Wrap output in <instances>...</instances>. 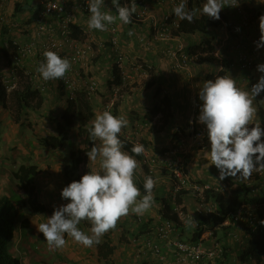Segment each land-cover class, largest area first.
<instances>
[{
    "label": "crops",
    "instance_id": "1",
    "mask_svg": "<svg viewBox=\"0 0 264 264\" xmlns=\"http://www.w3.org/2000/svg\"><path fill=\"white\" fill-rule=\"evenodd\" d=\"M63 1L67 3L68 9L73 15V22L76 25H80V29L85 28L89 16H82V10L79 7L77 8V5L83 0ZM138 1L140 0H136V3ZM231 1L232 0H229V3H231ZM256 1L258 2L257 4L264 3L263 0ZM142 2L144 3L142 7L137 3V10L146 8V15L143 20L132 21V23L127 25L117 20L116 25L119 28L118 48H114L111 45L108 34L98 30H91L94 42L93 45L95 44L98 46L97 50L93 46L94 51L92 56H94L95 59H93L96 62L93 63L92 59L82 66L79 65L74 67L77 69L75 76H79L87 83L90 78L88 76L89 74H93V76H97V78L101 76L105 78V80L100 79L98 92L92 97V105L94 109H106V105L109 101L105 99L109 98L110 100L114 95L116 96L114 93L115 86L113 85L110 87L108 84V82L112 80L115 69L114 62L116 54L125 53L129 55V60L126 62V66L122 73L123 79L125 77V85L120 86L118 96L114 103L115 106L113 105L114 107L112 106L110 110L112 113L115 110V115H124L129 121L128 126L122 130L120 137L125 139L130 137V139L139 141V143H142L145 147V153L142 158L147 159L145 163L141 161L142 158L140 160L138 159L139 167L136 170L135 182L140 187L141 194L143 195L145 194L143 188L144 177L150 175L156 180V186L153 189L154 204L144 215L138 216L130 213L128 216L121 218L118 221L117 227L105 234L101 238L99 244H95L92 247H84L65 235L67 244L64 248L50 249L47 242L44 240L43 234L38 232L36 225L46 222L47 217L52 215L55 207L68 202L61 198V191L65 186L70 184L65 176L64 168L69 163L71 152H67L65 147H58L56 149L49 148L43 146L40 141H38V145L41 144L43 146V148L40 149V147L35 146L37 141H35L34 138L25 137L24 140L28 142L27 146L29 147L28 149H24L23 156L26 160L14 164V159L13 166H7V163L10 164V162L5 158L7 156L4 152L5 147L7 148L10 146L8 141H10L11 138L18 139L20 136L17 135L19 131H15V134L12 136L7 132L6 119H10L8 122H14V120L9 116V111L3 108L0 100V148H4L2 151L0 150V153L3 154L0 156V197L7 196L13 200V192L20 194L19 202L13 200L20 208V215L17 221L15 236L11 242V251L20 259L21 264H168V262L174 259V255L170 248L166 246L163 247L166 259L159 260L155 255H152L148 249L140 253L138 247L142 248L145 238H152L156 241H160L153 232V226L159 219L161 208L171 199L174 184L173 171L175 166L180 164L192 181L203 179V181H211L212 183L220 182L219 171L215 166L210 165L204 155V153L208 151V148H210L207 139V129L204 144H199L190 138V130L191 126L196 128L206 127V125H202L198 122L199 106L202 103L199 100L198 91L199 87L206 79H214L218 72L224 69L227 74L236 79L238 87L240 86L241 89L250 92L246 84L242 82V78H245L243 77L245 76V71L237 67L227 68V64L225 63L226 61L231 62V60L235 61L236 59L237 52L234 54L230 53L231 48H235L234 44L236 38L227 33L231 30L230 32L233 35V27L241 22L242 16L233 7H225L220 13L221 20H223V22L221 21L223 24L222 28H224V32L226 30L225 34L219 32L220 35L217 37L215 30L217 27H208V32L209 30L212 31V36L210 38L197 32L191 36H174V38L170 39L168 35L162 36L163 34L161 32H156L155 34V29L161 31V26L164 24V17L166 15H170L175 20L179 19L174 15L173 9L180 3V0H142ZM250 3H255V1L248 0V6ZM193 7L194 9H201V6L198 5H194ZM41 8L39 0H0V18L4 17V19L8 21L16 20L19 23L22 22L25 28V23L27 22L30 26V23L36 19ZM104 8H106V10L112 9V14L116 15L111 0H105ZM259 16L250 21V26L248 28L246 27L248 29L247 40L249 41L250 38L252 47H254L253 42L258 41L260 37ZM48 20L57 32L60 27L56 22V18L49 16ZM2 23L3 22H0V79L5 86L9 87L12 84H7V80L16 83L18 75L14 72V67L10 63L7 64L3 58L1 48L6 39L3 30L5 25L3 26ZM129 31H136L135 36L129 35ZM6 36L20 43L26 42V44L29 43L27 40L29 41L31 38L20 33L16 29L12 32H7ZM78 38L80 43L84 39L82 34ZM207 40H210L209 42H212L211 44H216L221 41L219 46H216L218 49L215 51L212 61L192 63L189 64L187 68L182 69L175 67L174 58L170 56L168 52L177 49L182 41H184V43H182L185 47L190 45L200 46V44H202L203 47H209L208 44H205ZM214 41L216 42L214 43ZM187 42L189 44H187ZM49 43H51V41L47 38H39L37 42H35L34 54L28 55V58H24V61L27 60L24 64L28 69L27 71L35 70L38 67L39 63L44 60L43 52L46 49L56 51L61 57H67V54L71 53L70 45L65 44L62 51H57L55 48L48 46ZM221 48L226 50L225 53L221 52ZM216 53L224 58V63H222L225 64L224 67L221 66V62L218 60ZM209 54L212 55L211 53ZM92 56H90V58ZM140 60L152 66L150 75L144 73V68L141 67L142 64L137 65L136 61L139 62ZM212 62L217 63V69L205 66V64L208 65ZM153 74L157 75L158 82L156 84L158 86L161 85L163 93L156 95V85H147L150 81L149 78H151ZM189 74L192 75L193 79H191V77L189 78ZM247 74L248 77L254 76L252 78L253 80H257V82L260 76L264 75L258 71H256V76L254 75V71ZM142 79L148 80L145 87L141 86L137 88L134 86V83H141ZM31 80L33 88L39 87L43 89L44 92L52 93L49 96L43 94L44 99L40 108L41 111L46 109L47 113H39V115H41L40 118L45 121L44 125L48 126V130L45 133L43 132L42 135H39L38 139L46 135H58V124L54 127L52 115L47 109L66 107V91L64 92V87L59 80L45 81L37 71L36 73L32 71ZM185 81L187 83H185ZM243 86L245 87L243 88ZM140 93L142 94V102L138 99L141 97ZM164 95H168L171 99L170 108L172 109L173 118L163 127L162 131L151 132L146 123L147 118L139 119L136 112L140 111L139 106L142 105L146 113L149 114V110H152L157 101L159 104ZM144 104H146V106H144ZM254 105L259 106V112L256 113L254 117V119H257L259 114H261V109L264 111V91L255 98ZM158 114H160L159 116H163L162 112ZM151 116L155 120L157 119V115L153 116V114H151ZM257 123H259V121ZM259 124L261 125V123ZM185 127H188V129ZM181 129L184 130V134L188 137L182 136L177 138L178 131ZM69 138L73 140L75 138L79 142L76 135L72 136L70 133L68 139ZM30 140L33 141L30 142ZM95 143H98V141ZM34 146L35 148L32 149ZM175 148L176 151L174 152ZM38 155L39 158H36ZM28 159H30V162H27ZM89 163L90 161L88 158L87 167ZM22 164L37 165L33 183L36 187V199L39 203L45 205V212L35 211L29 203V198L25 197L19 188L18 180L14 176V170ZM89 167L98 169L99 159L95 163L90 164ZM11 188H13V190H11ZM185 199L186 203H188L191 208H195L192 206L194 201L191 194L186 195ZM25 221L26 224H23ZM79 227L88 233L91 225L87 221H82ZM103 244L107 245L103 252L110 247L113 249L107 259L100 253L99 247ZM242 246L243 245H241L240 248ZM240 248L238 247L237 249L234 247L235 256L238 254Z\"/></svg>",
    "mask_w": 264,
    "mask_h": 264
},
{
    "label": "clouds",
    "instance_id": "2",
    "mask_svg": "<svg viewBox=\"0 0 264 264\" xmlns=\"http://www.w3.org/2000/svg\"><path fill=\"white\" fill-rule=\"evenodd\" d=\"M111 3L116 15L112 14V9L102 10L105 7V0H88L90 16L87 27L90 30L107 31L108 26L115 24L117 20L125 25L132 23V16L138 7L136 0H131L130 5L121 4V0H111ZM187 4V0H180V3L174 7L173 13L180 20L188 22L193 21L198 11L210 19L219 20L220 13L225 7L239 6L235 0L231 3L229 0H205L201 9L189 10ZM198 6H201V3ZM258 19L260 37L254 42L257 50L264 47V14ZM239 30L237 28V31ZM128 34L134 33L129 31ZM93 46L97 50L98 46L95 44ZM218 55L217 58L224 67L225 64H222L224 58ZM43 57L44 60L32 71L34 73L37 71L45 81L59 80L68 97L69 92L65 88L63 78L71 69V61L50 49L44 50ZM93 58L94 56L89 60ZM12 62L13 67L17 65L14 60ZM22 64L23 61L19 65ZM140 64L144 66L148 63L142 62L137 65ZM114 66L118 68L115 62ZM151 67L148 68L149 75ZM32 71H25L30 82H32ZM257 71L264 74V63L257 65ZM120 73L122 75L121 70ZM17 84L13 83L9 87L17 88ZM9 87L6 86L7 90ZM39 89L45 94L43 89ZM262 91H264V75L252 85L250 92L238 87L236 79L229 74L206 79L199 87L198 96L202 103L199 106L198 122L206 125L210 144L204 155L210 165L215 166L219 171L220 181L228 177L246 180L254 171L264 170V127L259 123L253 124L257 113L254 100ZM128 124L129 121L124 115H114L110 112V108L95 114L88 129L94 143L91 150L87 151V156L89 165L99 159V168H90L88 165L87 173L62 189L61 198L68 202L55 207L46 222L36 225L50 249L64 248L67 244L65 235L84 247H92L99 244L101 238L110 230H114L121 218L130 213L144 215L153 206V189L156 180L150 175L144 177L145 194L143 195L135 182L136 170L139 167L136 157L145 153V147L142 143H135L130 152L126 151L125 142L120 138L122 130ZM127 139L134 141L130 137ZM96 141L98 143H95ZM82 221L90 223L88 233L79 227ZM260 224L264 225V220H261Z\"/></svg>",
    "mask_w": 264,
    "mask_h": 264
},
{
    "label": "trees",
    "instance_id": "3",
    "mask_svg": "<svg viewBox=\"0 0 264 264\" xmlns=\"http://www.w3.org/2000/svg\"><path fill=\"white\" fill-rule=\"evenodd\" d=\"M205 0H189L188 9H194V5H199ZM248 0H240L245 8L249 11L247 4ZM251 10V9H250ZM90 16V12L83 11L82 16ZM57 19H61L62 16H54ZM2 19V25L4 26V36L6 41L3 43L1 48L3 52V58L7 64L12 65L13 57L19 53L25 43H20L14 39L7 38V32H12L17 30L20 33L27 35L30 40L27 42L34 41L35 35V24L33 21L29 24L25 23V28L22 22L18 21H8ZM173 17L170 21H173ZM49 21V20H48ZM50 22V21H49ZM27 24V25H26ZM221 25L220 20H213L205 16L203 13L199 16H194L192 22L187 20H180L177 28L171 29V34L173 36L182 35H194L195 33H205L208 27H218ZM73 36L78 38L82 34L80 25H76L72 22L70 23ZM8 29V31H7ZM37 42V39H35ZM245 45V44H244ZM199 48V49H198ZM207 55H201L198 59V63H204L207 61H212L214 55H210V47L206 46ZM187 51L191 54L198 52L197 50H204L205 47L200 44V46L190 45L186 47ZM213 49V47H211ZM27 56L23 57L24 58ZM27 61V60H26ZM224 63V60H222ZM232 60L226 61L227 68H231ZM26 70H28L24 62L22 65H14V71L16 75H19V80L22 76L25 79V84L22 86L21 83L17 88H13L8 92L6 86L2 83L0 79V100L2 102L3 108L10 111V117L13 118L15 122H20L24 111L28 110H39L41 104L43 103L44 96L39 88H33L32 82L29 81V76H26ZM248 71V70H246ZM226 71L222 69L217 75H226ZM216 75V76H217ZM215 76V77H216ZM212 78V76H211ZM147 85H156L158 82L157 75L153 74ZM123 83L122 75L120 70L115 66L112 80L109 81L110 87L118 86ZM160 85V84H159ZM156 87V86H155ZM155 93L160 94L162 92L161 85L155 89ZM66 109L62 114V122L58 123V135H46L40 137L39 141L43 146L49 148H58L68 141L69 129L76 130V136L79 139V146L76 150H72L70 153L71 162L68 163L65 168V176L71 183L74 180H79L82 175L89 171L87 167L88 156L87 151L91 150L94 141L90 138L89 127L91 122L95 118V109L92 105V96H90L85 89H80L74 93V95L68 94L66 98ZM115 106V105H114ZM113 106V107H114ZM171 106V99L168 95H164L158 104L152 109L153 116L162 112L163 114V124L166 125L173 118ZM114 110V109H113ZM115 110L113 114L115 115ZM261 126L264 127V111L261 109L260 114ZM121 138V137H120ZM125 142V150L131 151V147L139 141H130L125 138H121ZM143 155L136 157L137 160L141 159ZM147 158H142V162H146ZM37 171V165H20L14 170V176L18 180L19 188L26 194L29 198V203L35 211L45 212L46 207L36 199L35 185L33 183L34 175ZM257 176L260 180V184H251L249 181L245 180H232L230 177L225 179L224 184L226 189L221 191H216L214 189H206L204 192V201H200L199 197H193V203L196 204L195 208L201 203L212 202L214 204V210L208 214H200L198 216V224L194 225H183L180 221L179 215L176 211L177 205H182L183 210L192 209L188 203H186V195L191 194V189H183L176 196L175 200L171 196V199L166 202V204L161 208V212L164 217L171 220L177 227V237L183 241L194 242L201 239L206 231L211 230V239L214 243L220 242L223 247L221 257L216 261V263L208 264H264V225L260 224L261 220H264V178ZM199 183H205L203 179ZM192 195V194H191ZM246 205L249 209H245L243 212L245 219L236 223L235 215L240 207ZM253 212L251 215L249 213ZM20 215V208L16 205L13 200L7 196L0 197V264H21V261L16 257L11 251V242L15 236V230L17 226V221ZM250 216H255V221L251 222L252 218ZM229 220L231 223L229 225H224V222ZM26 224V221L23 223ZM238 224V225H237ZM243 224V229L248 233L244 235L246 238H241V240H231L230 242V232L232 230L238 229L240 225ZM189 226V227H188ZM238 226V227H237ZM256 226V227H255ZM191 230L192 233L187 231ZM246 233V234H247ZM238 249L237 246L243 245L238 254L235 256L234 247ZM107 247L106 244L101 245L100 253L106 259L112 253V247L108 250H103Z\"/></svg>",
    "mask_w": 264,
    "mask_h": 264
},
{
    "label": "built area",
    "instance_id": "4",
    "mask_svg": "<svg viewBox=\"0 0 264 264\" xmlns=\"http://www.w3.org/2000/svg\"><path fill=\"white\" fill-rule=\"evenodd\" d=\"M41 5V10L38 12L36 19L33 21L35 24V35H34V41L29 42L24 47L19 50V53L16 54L13 57V60L17 65L21 64L23 61V57L27 55L34 54V46H35V39L39 38H47L51 41V43L48 44V46L55 48L57 51H62V48L65 47V44L70 45L71 53L67 54V58L71 61V69L66 74V76L63 78V82L65 85L66 90L71 94L74 95V93L80 89H85L87 93L93 97V95L96 93L99 85V80L93 76L90 75L88 83L85 80H82L79 78L78 80L75 78V72H77V69H75L74 66H79L87 63L90 59V56L93 55V35L92 31L85 26V28H82V36L83 41L80 43L79 38H75L72 33V29L70 26V23L74 21L72 13L69 11L67 7V3L63 0H39ZM188 2V0H187ZM128 3L131 4V0H121V4ZM140 7L144 5L142 0L137 2ZM235 3L239 6L234 7L236 11L241 14L242 16V25L238 24L233 27V31L237 34L238 40H239V47L237 49L236 53V59L232 62V67H237L240 70H251V69H257L258 63L255 61L254 57L244 48V44L247 40V32L245 31V28L250 25V15L247 12L245 6H243L238 0H235ZM80 8L83 11H88V0H83L81 3L77 5V8ZM144 7V6H143ZM102 10L107 11L106 8H103ZM146 8H143L142 10H137L136 13L132 16V21H141L146 15ZM62 16L61 19L56 18V22L60 29L56 32V29L53 27V25L48 21L49 16ZM171 16L166 15L164 17V26H161V31L155 29L156 32H161L162 36H167L171 38H174V36L171 34V29L177 28L179 25L178 20L170 21ZM2 22V19L0 20ZM74 23V22H73ZM237 28L240 30L237 31ZM99 31V30H98ZM101 32V31H100ZM102 33L108 34L110 37V43L114 48H118L119 46V30L118 27L115 24L109 25L108 30L104 31ZM244 35L246 36L245 38ZM237 37L236 40H237ZM244 40V41H243ZM207 52V48L205 47L204 50L198 51L196 53H189L186 51L185 45L180 42V46L173 50L168 52L170 56L174 58V65L176 68H187L189 64L197 63L199 57L201 55H205ZM217 56L218 53H216ZM129 60V55L125 53H117V57L115 59V63L118 66V68L123 73V70L126 66V62ZM141 67L144 68V73H148V68L151 66L149 64L141 65ZM149 74V73H148ZM125 79V77H124ZM125 85V82L122 83L121 86ZM114 95L109 102L106 105V108H111L118 96V92L120 90V86H116ZM191 135L190 138H192L194 141L198 142L199 144H204L205 140V132L206 127L196 128L194 126H191ZM176 151V148L174 149V152ZM264 178V177H263ZM173 191H172V197L175 200L178 193L183 189H191V196L192 197H199L200 201H204V192L206 189H214L216 191H221L223 189H226V185L224 183H212L211 181H205V183H199L195 181H191V179L188 177V175L183 170V167L178 164L175 166L173 171ZM182 205H177L176 211L179 215L180 221L183 225H197L198 224V216L200 214H208L212 210H214V204L212 202L207 203H201L199 204L194 210H183ZM245 209H249L246 205H243L239 208L237 211L235 217L236 223L240 224L245 217L243 212H245ZM253 212L250 211L249 215H251ZM252 220L251 222L255 221V216H250ZM231 222L229 220L224 222V225H229ZM237 224V225H238ZM256 227V226H255ZM177 231L178 227L171 221L164 217L163 213L160 212L159 219L153 226V232L156 234L157 238L160 241H156L152 238H145L143 241V246L138 247L140 250V253L142 251H147L146 249L150 250V253L152 255H155L159 260H165L166 256L163 252V247L166 246L167 248H170L174 259L168 264H208V263H216V261L221 257L223 247L220 244V242L214 243L211 237V230L206 231L200 240L194 241V242H187L179 239L177 237ZM230 238L233 240H240V237L236 230H232L230 232Z\"/></svg>",
    "mask_w": 264,
    "mask_h": 264
},
{
    "label": "rangeland",
    "instance_id": "5",
    "mask_svg": "<svg viewBox=\"0 0 264 264\" xmlns=\"http://www.w3.org/2000/svg\"><path fill=\"white\" fill-rule=\"evenodd\" d=\"M253 1H255V3H250V5H249V11H248V13H249V15H250V17H251V20L250 21H252L253 19H255L257 16H259L260 14H264V3H259V4H257L258 2L256 1V0H253ZM264 1V0H263ZM205 1H203V2H201V8H202V6H203V3H204ZM251 9V10H250ZM202 14V12H198L196 15L197 16H199V15H201ZM222 18L220 17V21H222L223 22V20H221ZM240 25H242V20H241V22L239 23ZM222 26H223V24L221 23V25H219L215 30H216V36L217 37H219V35H220V33L219 32H223L224 34L226 33V30H225V32H224V28H222ZM250 26V25H249ZM248 26V27H249ZM247 27V28H248ZM247 28H245V31L246 32H248V29ZM208 29V28H207ZM231 30H229L228 32L229 33H227V34H229V35H231V36H234V37H237V34L232 30V32H233V35L231 34V32H230ZM139 32V31H138ZM208 32V30L205 32V33H202L204 36H207L208 38H210L211 36H212V31L211 30H209V32ZM133 36H135V33H136V31H133ZM248 35V34H247ZM250 35V34H249ZM221 37V36H220ZM239 37V36H238ZM238 37H237V40H235V44H234V47L235 48H231V54H234V53H236L237 52V49L236 48H238L239 47V40H238ZM246 36L244 35V37L243 38H245ZM248 38V37H247ZM217 40V39H216ZM210 40H207V42L205 43V44H208L209 45V49H210V53L211 54H213L218 48L216 47V46H219V44L221 43V41H219V42H217L216 44H211L212 42H209ZM244 41V40H243ZM183 43H184V41H182ZM216 41H214V43H215ZM245 42V45H244V48L254 57V59H255V61L258 63V64H260V63H264V47H262V48H260L259 50H257V47H256V44H254V42H253V46L254 47H252L251 46V44H252V41L250 40V38H249V41L248 40H246V41H244ZM187 44H189L188 42H187ZM238 46V47H237ZM211 47H213V49H211ZM225 49L224 48H221V52L222 53H225ZM257 52V53H256ZM95 59V58H94ZM93 59V63H95L96 61ZM137 59V58H136ZM24 62V64L26 63V61H23ZM137 64H139V63H142V61L140 60L139 62H136ZM205 66H210L211 68H216V66H217V63L216 62H212V63H209L208 65H206L205 64ZM31 68V67H30ZM217 69V68H216ZM215 69V70H216ZM243 71H245V70H243ZM250 73H251V71H254V75L256 76V71H257V69H251V70H248ZM247 71V73H249ZM246 73V71H245V76H243V77H245V78H242V82H244L245 84H246V86L249 88V90L251 91V87H252V85H254V84H256L257 83V80H253V78L252 77H254V76H251V77H248L247 74ZM89 75H93V74H89ZM104 75H105V73H104ZM19 76V75H18ZM189 76V78L191 77V79H193V77H192V75L191 74H189L188 75ZM96 78H97V76H95ZM77 80L80 78L79 76H76L75 77ZM20 78H17V80H16V84L17 85H20V83H21V85L23 86L24 84H25V79H24V77L22 76V79L21 80H19ZM98 80H99V83H100V79L101 80H105V78L104 77H100V78H97ZM148 79V78H147ZM190 79V80H191ZM147 81L148 80H146V79H142V81H141V83H134V86H136L137 88H139V87H141V86H143V87H145V84L147 83ZM191 82V81H190ZM185 83H187L186 81H185ZM7 84H9V85H11V84H13V82L12 81H10V80H7ZM108 84H109V82H108ZM156 87H157V84H156ZM240 87V86H239ZM245 86H243V88H244ZM10 89H12V88H10L9 87V89H8V92L10 91ZM144 90V89H143ZM142 90V91H143ZM142 91H141V93H142ZM140 93V96L141 97H139L138 99L141 101V99H142V94ZM161 93H163V90H162V92ZM45 94L47 95V96H49V95H51L52 93H49V92H45ZM54 99H55V95H54ZM108 99L109 98H106L105 100H107L108 101ZM143 101H145V100H143ZM146 101H147V99H146ZM142 102V101H141ZM157 103H158V101H157ZM144 106H146V104H144ZM255 107H256V109H257V113L259 112V106L257 105H254ZM65 107H61V108H59V107H55V108H49V109H47V110H49V113H51V115H52V118H53V121H54V127H56L55 125L56 124H58L59 122H60V120H61V113H63V109H64ZM154 108V107H153ZM152 108V109H153ZM103 110H105V109H95V114L97 113V112H102ZM139 112H136V114H137V116H138V118L139 119H141V118H143V119H146L147 118V125H148V128H149V130L151 131V132H159V131H162L163 130V127L165 126L164 124H163V116H159L160 114H157V119L155 120L152 116H151V114H152V110L150 111L149 110V114L148 113H146V111H145V109L143 108V106L142 105H140L139 106ZM110 112H111V110H110ZM39 113H47V111H46V109H43L42 111H41V108L39 109V110H28V111H24L23 112V115H22V119H21V121L20 122H8L10 119H6V123H7V125H6V130H7V132L10 134V136H12V135H14L15 134V131H19V133L17 134V135H19L20 137L18 138V139H15V138H11L10 139V141H8V144L10 145V146H8L7 148L5 147V150H4V152H5V154L8 156H6L5 158L6 159H8V161L10 162V164L9 163H7V166H9V167H11V166H13V161H14V159H15V162H14V164L15 163H17V162H21V161H25L26 159L24 158V156H23V154H24V149H28L29 147L27 146V141H25L24 139H25V137H31V138H34L35 139V141H37V144L35 145L36 147H40V149H42L43 148V146L41 145V144H39L38 145V141H39V139H38V136L39 135H42V133L44 132H46L47 130H48V126H45L44 125V120L42 119V118H40L41 117V115H39ZM11 113H10V111H9V115H10ZM144 121H146V120H144ZM255 121V122H254ZM259 121V123H261L260 122V114H259V116H258V118L256 119H254L253 120V124H256L257 122ZM188 127H189V125H188ZM188 127H185V128H187L188 129ZM67 131H69V133H68V137H69V134L71 133V135L72 136H74V135H76L75 133H76V131H75V129H71V130H67ZM22 133H23V135H22ZM140 133H141V131H140ZM22 135V136H21ZM188 137L187 135H185L184 134V130L183 129H181L180 131H178V134H177V138L178 137ZM29 141V140H28ZM33 140H30V142H32ZM35 146L34 147H32V149H34L35 148ZM60 147H65V149H66V151L67 152H71L72 150H76L77 148H78V140L77 139H75L74 138V140L72 139V138H69L68 139V142H66L65 144H63L62 146H60ZM4 148H0V150L2 151ZM3 154H1L0 153V156H2ZM36 158H39V155L36 157ZM27 162H30V159H28L27 160ZM71 162V159L69 160V163ZM36 165V164H35ZM257 173H258V175H259V177L261 178V177H264V170H256V171H254L253 173H252V175L248 178V179H242V178H233V177H230L232 180H239V181H241V180H245V181H249V183H251V184H253V183H255V184H260L261 182H260V180H259V178H258V176H257ZM229 178V177H228ZM227 179V178H226ZM200 180H196V182H199ZM220 181V180H219ZM225 182V179L224 180H222V181H220L219 183H224ZM219 183H216V184H219ZM11 190H13V188H11ZM23 195L25 196V197H27L28 198V196L27 195H25L24 193H23ZM12 198H13V200L14 201H16V202H19L20 201V194L19 193H16V192H13V194H12ZM195 203H193L192 204V206L193 207H195ZM189 227V226H188ZM238 227V226H237ZM188 233H192V231L191 230H189L188 229V231H187ZM237 233H238V235H239V237H241L242 239L243 238H246V237H248V233L243 229V224L242 225H240L239 227H238V229H237ZM247 233V234H246ZM244 235H247L246 237L244 236ZM231 238H230V242H231ZM239 246H241V245H239ZM239 246H237V247H239Z\"/></svg>",
    "mask_w": 264,
    "mask_h": 264
}]
</instances>
